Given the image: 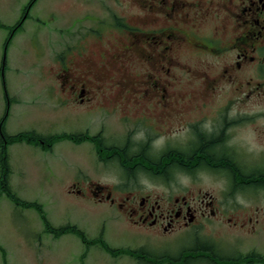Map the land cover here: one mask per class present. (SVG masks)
I'll list each match as a JSON object with an SVG mask.
<instances>
[{"label":"flooded vegetation","instance_id":"1","mask_svg":"<svg viewBox=\"0 0 264 264\" xmlns=\"http://www.w3.org/2000/svg\"><path fill=\"white\" fill-rule=\"evenodd\" d=\"M95 4L105 2L88 1ZM140 10L82 18L87 29L74 31L56 59L53 100L69 111L60 118L73 129L38 132L45 141L30 143L68 146L86 159L78 164L85 181L65 178L63 190L90 205L98 220L92 234L22 205L39 211L48 239L77 235L83 255H122L106 240L110 222L127 223L145 241L174 240L221 213L264 212V0H144ZM154 182L181 197L154 198L161 194L149 188ZM248 222L232 227L256 237L264 231V220ZM223 250L132 255L146 264H264V252Z\"/></svg>","mask_w":264,"mask_h":264},{"label":"rangeland","instance_id":"2","mask_svg":"<svg viewBox=\"0 0 264 264\" xmlns=\"http://www.w3.org/2000/svg\"><path fill=\"white\" fill-rule=\"evenodd\" d=\"M30 1L0 0V69L3 60L6 64L4 71L0 73V120L6 117L8 110L5 130L12 135L21 132L38 134L42 128L49 130V122L52 127L53 122L57 121V114L59 118L69 116V111H62L60 107L53 104L54 102L48 96L49 90L36 85V88L27 92L26 85L30 78L41 76L42 72L47 75L54 73V68L50 69L49 65L45 66L43 63L45 60L56 61L70 41L74 40L75 34L84 27L87 29L88 23L86 21L84 23L82 18L88 13L106 17H110L113 12L121 14L126 12L131 15L141 12L140 2L144 0H119L120 5H116L117 2L114 0H101L105 4L102 6L95 4V7H89L90 0H37L23 26L14 33L9 44L6 45L12 27L20 22L24 9ZM76 19L81 20V23L74 25ZM36 41L38 45H45L42 51H39V48L33 49ZM39 52L41 62L38 60ZM41 66H43L42 71ZM182 90H188L184 84ZM5 95L8 99L11 97V105L9 109L6 107L7 110ZM24 99L36 103V106L40 105L44 99L47 102L44 106L51 110L50 115L44 117L33 115L27 120L26 112L18 111L17 103ZM60 120L59 124L57 122L55 134H62L63 131L73 129V124L65 118L62 117ZM15 145L19 146L15 148L12 155L10 150ZM21 147L22 144L14 143L8 149L12 169L9 185L14 194L20 201L40 205L53 225H76L85 232L90 228L89 232L92 234L98 220L92 213L90 205L62 189L66 183L65 178L75 175L80 181H85L83 176L78 175V164L86 163L83 155H78L68 146L57 145L50 153L45 152L49 151L47 148H43L45 151H42V154L36 149V156L29 155V157L22 152L25 147ZM102 182H108V179H102ZM173 183L182 184L184 181L178 180ZM41 184L46 190L51 189L50 195L42 194ZM55 187L57 193L54 192ZM158 187V183L155 182L149 186L154 192L161 193L153 194L154 198L163 197L169 202L181 197L177 192L168 196L161 187ZM207 189H210V186H207ZM187 198L191 200L195 199V196ZM222 214L208 219L194 231L189 229L177 234L178 237L174 240L168 238L158 240L152 236L146 241L145 236L136 233L127 223L110 222L106 214V223L110 222L106 240L113 248H118L122 255H107L106 251L102 252L103 250H100L102 253H98L100 255H83L87 247H84L77 235L70 232L61 239H48L37 209H26L22 205H16L8 196L2 195L0 197V264H5L4 259L7 260V264H146L143 260L137 259L136 255H132L134 250H144L153 254L150 255L151 257L156 258L163 256L161 254H169L164 256L175 259L180 256L179 253L207 244H213L220 251L224 249L225 252L241 250L264 252V231L256 237L232 227L235 222H240L248 228L252 225L248 222L250 217L253 222L263 221L264 212H240L239 214L227 212L223 216ZM102 222L99 219V225ZM222 222L224 225L221 224ZM190 263L195 264L194 261Z\"/></svg>","mask_w":264,"mask_h":264},{"label":"crops","instance_id":"3","mask_svg":"<svg viewBox=\"0 0 264 264\" xmlns=\"http://www.w3.org/2000/svg\"><path fill=\"white\" fill-rule=\"evenodd\" d=\"M41 59L42 58H41L40 52H39L38 53V60L41 62ZM43 64L45 66L49 65L50 66V69L51 68H54V70H55L54 73L51 72V74L47 75V74H43V72H42V75L41 76H34L33 78H30L29 81H27L28 84L26 85V91L27 92L28 91H31L34 88H36V85H41L44 89H47V91L49 90L48 91V96H50L51 100L55 103V101L53 100V98L56 97V95L59 94V83H60L59 82V79L57 77L58 68L55 69V67H58V63L56 61L45 60V62ZM42 69H43V66H41V69L40 70L42 71ZM40 89L42 90L41 87H40ZM7 98L8 97L5 95V109H6L7 104H8V99ZM9 99H11V97H9ZM17 104H18V107H19L18 108V111H24V112H26L25 116H26V119L27 120H29V116L42 115L44 117L45 115H50V112H51L50 109H47L46 108L47 106H44L45 104H47V102H45L44 99H43V102L40 105H38V106H36V103H34L32 101H29V100H25V99L24 100H21V101H18ZM10 105H11V103H10ZM48 126H50L49 127V130L46 129V128H42L38 132L39 133H42V134H45L47 132L46 134L52 135L53 133H55L57 131V122L56 121L53 122L52 127H51L50 122H49V125ZM48 126H47V128H48ZM10 135H12V134H10ZM18 144H22V147L23 146L25 147V149L22 152H24L28 156L29 155L36 156V154H37L36 149L38 150V152L40 154H42V151H45L43 149V147H40V146H37V145H34V144H30V143H27V142H18ZM17 146H19V145L13 146L12 149L10 150V153L12 155L14 154V150H15V148ZM32 149H34L33 150V153H32ZM45 152H49L50 153L52 151H45ZM10 167H11V165H10ZM11 171H12V169H11ZM65 187H66V185L65 186H62V189H64ZM40 190H42V194L43 195H46L47 193L50 195V190L51 189L50 190H46L45 187H43L42 184L40 185ZM54 192L57 193L56 187L54 188Z\"/></svg>","mask_w":264,"mask_h":264},{"label":"trees","instance_id":"4","mask_svg":"<svg viewBox=\"0 0 264 264\" xmlns=\"http://www.w3.org/2000/svg\"><path fill=\"white\" fill-rule=\"evenodd\" d=\"M36 2L37 0L30 1L29 5L24 9L23 16H22L23 19L25 18V16H27V14H29L32 7L36 4ZM22 25H23V20L21 19L17 25L12 27L9 38L6 41V45L9 44L11 37H13L14 33H16V31L19 30V28H21ZM5 66H6L5 60H3V65H2L0 72L4 71ZM7 115H8V110L6 113V117L0 120V197L2 195H6L13 202H15L16 204L20 206L23 205L25 207H36L40 211H42L41 206L38 204L20 201L18 197L14 194V192L11 190L10 185H9V175L11 173V168H10V158H9L8 149L10 145L17 143V142L24 141V142H29V143H37L39 141H45V139L39 135H36L35 133H21L18 135H9L5 130V123H6ZM50 142H55V139H52V141ZM4 263L7 264L6 259H4Z\"/></svg>","mask_w":264,"mask_h":264}]
</instances>
